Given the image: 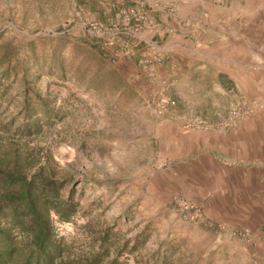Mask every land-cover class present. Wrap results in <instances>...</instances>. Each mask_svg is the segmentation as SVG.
I'll return each instance as SVG.
<instances>
[{
	"label": "rangeland",
	"instance_id": "1",
	"mask_svg": "<svg viewBox=\"0 0 264 264\" xmlns=\"http://www.w3.org/2000/svg\"><path fill=\"white\" fill-rule=\"evenodd\" d=\"M176 1L0 0V56L11 50L24 62L38 76L28 77L29 86L53 109L41 116L42 131L33 143L51 152L59 176L70 179L79 200L74 220L57 221V231L81 252L90 246V232L111 230L114 264H264V210L243 212L233 206L238 200L223 206L215 198L221 211L207 212L212 198L191 197L180 178L165 175L169 163L162 156L159 117L173 99L165 86L146 90L135 66L125 61L143 31L158 26L154 4ZM229 2L259 6L256 0ZM132 11L140 20L126 19ZM153 58L163 60L156 52ZM22 90L19 77L8 92L13 103L0 107V121H21ZM263 103L233 101L221 127L237 129ZM235 107L243 109L232 117ZM244 107L252 111L244 113ZM210 125L196 116L185 127Z\"/></svg>",
	"mask_w": 264,
	"mask_h": 264
},
{
	"label": "crops",
	"instance_id": "2",
	"mask_svg": "<svg viewBox=\"0 0 264 264\" xmlns=\"http://www.w3.org/2000/svg\"><path fill=\"white\" fill-rule=\"evenodd\" d=\"M256 1L258 8L229 0L154 4L158 26L143 31L125 60L146 90L165 86L175 100L159 117L165 175L180 178L191 197L212 198L207 212L221 211L215 198L223 206L238 200L233 206L243 212L264 210L257 199L264 194V105L237 129L221 127L233 101H264V0ZM196 116L211 125L187 129Z\"/></svg>",
	"mask_w": 264,
	"mask_h": 264
},
{
	"label": "trees",
	"instance_id": "3",
	"mask_svg": "<svg viewBox=\"0 0 264 264\" xmlns=\"http://www.w3.org/2000/svg\"><path fill=\"white\" fill-rule=\"evenodd\" d=\"M10 51L0 56V107L13 103L8 92L19 77L23 98L20 122L18 117L0 121V264H114L111 230L90 232V246L81 252L57 231V221L74 220L79 200L70 179L59 176L51 152L33 143L42 131L41 116L53 109L29 86L28 77L38 76ZM56 67L63 70L62 64Z\"/></svg>",
	"mask_w": 264,
	"mask_h": 264
},
{
	"label": "built area",
	"instance_id": "4",
	"mask_svg": "<svg viewBox=\"0 0 264 264\" xmlns=\"http://www.w3.org/2000/svg\"><path fill=\"white\" fill-rule=\"evenodd\" d=\"M126 19L129 20V21H133V20H140V17L137 15V13L135 12H131V13H128L126 14ZM134 31H139V27H136V26H133L132 27ZM100 28H99V25L97 23H94L92 24V30L93 31H98ZM162 95V93H161ZM163 101L165 99H163V97L161 98ZM173 105L176 103L175 101L171 100L170 101ZM243 108L242 107H235L231 110V115L232 117H237L239 114H240V111L242 110ZM161 111V110H160ZM252 109L249 108V107H244V113H249L251 112ZM192 125V124H191Z\"/></svg>",
	"mask_w": 264,
	"mask_h": 264
}]
</instances>
